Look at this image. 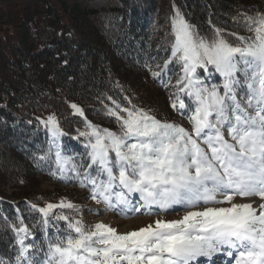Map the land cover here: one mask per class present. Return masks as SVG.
I'll use <instances>...</instances> for the list:
<instances>
[{"label":"trees","instance_id":"1","mask_svg":"<svg viewBox=\"0 0 264 264\" xmlns=\"http://www.w3.org/2000/svg\"><path fill=\"white\" fill-rule=\"evenodd\" d=\"M179 21L194 67L178 46ZM263 29L264 0H0V264H56L66 239H79L73 210L41 211L62 192L39 190L40 179L104 199L128 197L126 180L157 194L151 163L176 136L165 126L212 131L205 97H216L215 116L217 105L258 94ZM220 46L236 50L227 79L205 55Z\"/></svg>","mask_w":264,"mask_h":264},{"label":"rangeland","instance_id":"2","mask_svg":"<svg viewBox=\"0 0 264 264\" xmlns=\"http://www.w3.org/2000/svg\"><path fill=\"white\" fill-rule=\"evenodd\" d=\"M261 32L257 54L263 64L264 29ZM177 40L189 65L194 67L198 61L197 53L193 51L189 32L182 21L177 24ZM234 52L236 50L220 46L217 53L206 51L205 55L210 63L221 68L227 79L226 62ZM190 78H193L191 74ZM197 87L202 88L201 85ZM247 97L249 99L235 98L229 109L217 105L214 109L218 114L215 116L208 111L212 107L210 103L216 104V97H205L202 102L203 121L212 131L196 133L193 121L184 127L165 126L176 136L173 134L162 155L151 163L153 173L147 179L161 186L155 195L144 190L140 184L135 187L128 185L126 180L128 197L115 196L105 200L90 196L76 186L40 179L39 190L57 188L62 192L59 201L41 205V211L62 216V209L68 208L75 212L76 222L80 225L79 239H66L68 246L60 252L61 258L56 264H180L184 261L183 264H210L209 260L215 264H235L243 254L253 261V250L241 252L238 249L225 261L222 255L214 259L208 257L212 247L225 255L229 252L227 247L221 248L218 243L213 245L208 239L222 229L224 221L233 220L242 208L236 195L228 192L226 196L223 193L231 188L230 184L238 181L240 173H246L242 170L245 164L242 165L241 160L253 155L250 142L259 141L260 131L263 132L264 74L258 82V94L249 93ZM211 98L213 101L208 102ZM74 109L80 111L79 107ZM55 122L48 117L43 121L53 140L60 132ZM209 131L216 137L206 135ZM218 142L224 143L223 148ZM182 153L184 156H181ZM97 154L104 155L102 145L97 147ZM177 157H181L182 165L174 170L175 162L172 163V160ZM251 161H254L253 158ZM228 182L230 184L224 185ZM155 185L153 183L152 187ZM217 185L224 190L220 192ZM5 191L10 193V189ZM239 194V199L246 198L242 192ZM136 198L137 203L133 202ZM251 209L250 215L257 216L255 206ZM258 211L262 214L264 208ZM219 224L220 227L213 232ZM184 251H189V256L197 253L202 258L190 259ZM76 254L81 256L76 257Z\"/></svg>","mask_w":264,"mask_h":264},{"label":"bare ground","instance_id":"3","mask_svg":"<svg viewBox=\"0 0 264 264\" xmlns=\"http://www.w3.org/2000/svg\"><path fill=\"white\" fill-rule=\"evenodd\" d=\"M259 138L260 140L258 142L253 141L251 146L253 155L249 158L243 157L241 160L242 165L245 164L242 166L244 167L242 170L246 172L245 176H239L238 181L236 183L234 182V186L230 189L228 187L229 190H225L236 195V199L239 200L240 206H242L236 212V216L233 219L234 221L242 222V229H236L235 225L237 223L235 222H224L222 229L218 230L219 235L218 233L213 234L208 241L213 245L218 243L221 248L227 247L228 249H226L229 252L225 255L224 253H219L217 248L212 247L213 253L208 254V257L211 256L214 259L216 256L222 255V260L225 261L228 259V256L232 255L231 253L236 252L238 249L253 250V261H250L246 254H243L236 260L235 264H264V211L262 214L258 211L264 208V129L263 132L260 131ZM251 158L254 161H251ZM217 188L220 192L224 190L220 185H217ZM239 192H242L244 196L246 195V198L239 199ZM252 206H255V213H258L255 217L250 215ZM229 223H233L231 227L228 226ZM225 234L227 237H225ZM189 251H184L185 255L189 256L191 254ZM192 256H189L190 259L202 258L197 253H194ZM200 260L202 261V259ZM208 263L215 264L210 260Z\"/></svg>","mask_w":264,"mask_h":264}]
</instances>
